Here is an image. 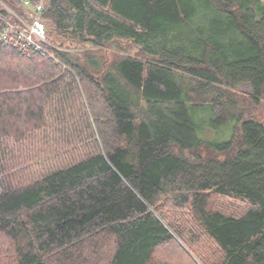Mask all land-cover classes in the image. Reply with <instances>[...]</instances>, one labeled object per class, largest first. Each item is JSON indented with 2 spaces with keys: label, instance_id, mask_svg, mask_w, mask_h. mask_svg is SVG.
Masks as SVG:
<instances>
[{
  "label": "trees",
  "instance_id": "obj_1",
  "mask_svg": "<svg viewBox=\"0 0 264 264\" xmlns=\"http://www.w3.org/2000/svg\"><path fill=\"white\" fill-rule=\"evenodd\" d=\"M0 1L12 10L0 3L1 162L20 148L45 164L53 138L74 143L75 116L90 128L87 109L100 137L80 160L3 185L0 264L84 251L97 264H264V122L236 92L248 84L264 104V0H43L46 54L2 40L41 0ZM119 43L138 55L107 64ZM207 111L229 140L200 136Z\"/></svg>",
  "mask_w": 264,
  "mask_h": 264
},
{
  "label": "rangeland",
  "instance_id": "obj_2",
  "mask_svg": "<svg viewBox=\"0 0 264 264\" xmlns=\"http://www.w3.org/2000/svg\"><path fill=\"white\" fill-rule=\"evenodd\" d=\"M0 3L1 6H3V8L8 12L12 11L3 2L0 1ZM60 47L64 52L73 54H81L85 50L90 49L89 46L84 47L73 42H68L64 45L59 46V48ZM103 52L107 55V64L112 63L118 58L126 55H138V50L136 48L132 47L130 44L123 43H119V45H117V48L107 49ZM80 88L81 89L79 92L81 93L82 98L79 99V101L77 99L75 103L77 106V110L84 106L88 107L89 102L88 93L83 90L82 85L80 86ZM251 89V86L248 84H244L237 89L236 92L240 95L238 97L241 101V109H244L246 113L248 112L251 117L259 118L264 122V104L261 106L253 105L249 98ZM100 105L101 104L98 105L97 103H95L94 107H99ZM87 112L91 120L90 128H83L82 121L78 116H75L76 119H74L73 123L74 125H77V128L75 129V131L71 130L68 134H66L74 136L72 138L74 143L66 145L59 143L60 139H63L61 136H56V138H53L57 140L58 144L56 145L55 149L52 150L53 154L49 155L50 159L46 161L45 164H43L44 161L42 160L32 162L33 159H31L30 156L34 155L35 153H31L30 151H23L20 148L13 149L12 157L6 159V161H4L3 163L0 160V196L2 195L4 190L3 185H9V182L11 185H13V187L24 185L29 181L37 178L40 174H45L47 169L53 170L69 165L77 160H80L82 157L89 154L88 152L94 150L95 141L97 140L100 142V137L95 125L92 111L87 109ZM197 119L199 122H203V130L202 132H200V136L202 138H205L206 140L225 141L229 140V138L231 137V126L215 129L210 125V114L208 111L198 113ZM73 123H71V125ZM48 141H50V139H46V143ZM3 166L5 167V170H3ZM212 200L213 199L211 198L210 203ZM211 206H215L214 201L211 203ZM245 207H247L245 204L243 205L242 203H234V209L243 210V208ZM95 243H97L96 245L98 246V242H93L92 246L95 245ZM88 253L89 252L84 251L83 254H81V252L80 254H73V256L75 257L74 264H77V262L78 264H97L98 257H94L93 254Z\"/></svg>",
  "mask_w": 264,
  "mask_h": 264
},
{
  "label": "built area",
  "instance_id": "obj_3",
  "mask_svg": "<svg viewBox=\"0 0 264 264\" xmlns=\"http://www.w3.org/2000/svg\"><path fill=\"white\" fill-rule=\"evenodd\" d=\"M24 6L29 8L28 1L24 2ZM43 0L28 13L27 19L17 17L19 24L9 21L7 27L2 34V40L8 41L11 33L15 34V46L21 47L22 50H32L33 52H41L46 54L47 50L44 45L51 46L47 38V28L40 17L43 10Z\"/></svg>",
  "mask_w": 264,
  "mask_h": 264
}]
</instances>
